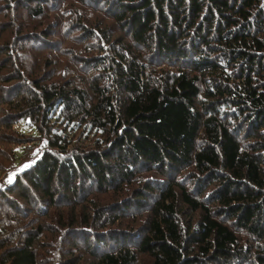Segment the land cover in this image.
<instances>
[{
	"label": "trees",
	"instance_id": "trees-1",
	"mask_svg": "<svg viewBox=\"0 0 264 264\" xmlns=\"http://www.w3.org/2000/svg\"><path fill=\"white\" fill-rule=\"evenodd\" d=\"M34 1H25L32 21L43 11ZM72 1L99 5L124 42L107 48L105 33L77 17L71 37L91 95L50 81L38 55L20 51L31 69L18 105L10 85L22 71L3 72L0 51V119L17 116L31 133L19 132L10 159L44 145L0 189L1 203L21 218L63 207L53 219L79 239L72 246L87 264H264V0ZM47 35L30 34L35 51ZM68 47L60 51L72 58ZM148 174L156 177L142 181ZM124 192L74 215L90 194ZM131 213L146 215L143 228L124 223ZM23 225L0 212V264H42V232ZM75 256L58 264H78Z\"/></svg>",
	"mask_w": 264,
	"mask_h": 264
},
{
	"label": "rangeland",
	"instance_id": "rangeland-1",
	"mask_svg": "<svg viewBox=\"0 0 264 264\" xmlns=\"http://www.w3.org/2000/svg\"><path fill=\"white\" fill-rule=\"evenodd\" d=\"M25 1L26 0H0V51L8 57L6 62H4L6 70L3 72L7 74L10 70L12 72L17 69L22 71L20 74L22 81L18 82L13 87L10 85V88H13L14 92L9 100L11 99L13 105H18L20 104V99H24V97H26L25 89L23 87L29 83L27 82L29 81L28 71L31 69V65L28 63V60L24 57V55H28L32 52L34 55H38L42 67L41 70L43 72L46 70L50 72V81L68 80L67 82L74 85L76 89H82L84 92L91 95L86 82L89 81L88 79H91L92 74L88 71H83L84 65H81L82 61L80 60H82L81 58L85 52L83 51V48L73 44L74 40H72L71 36H77L80 33L74 32V29H72V22L75 21L77 24V17H79L85 20V24L83 26H90V28L95 27L97 30L105 33V41L108 42L106 45L107 48L112 47L110 44L112 40H114L112 41V45H115L116 43L117 45L118 43L123 44L125 36L116 31L110 18L103 16L104 14L99 5H97V8L92 5L78 3L72 0H35L32 7L34 8V4L39 1V3H42L43 11L40 13L38 19L32 21L29 17V12L26 10L28 7H26ZM68 29L70 30L68 31ZM45 31L48 32L47 36H50L49 42H47L48 44L46 45V48L42 47L41 49L35 51L32 45L36 46L37 44L35 45L31 42L30 34L39 36L43 35ZM64 46H70L68 48L75 49V51L72 52V58L65 54L66 52L62 53L60 51L64 48ZM20 51L24 52L23 59L25 64L23 68L20 67V63L18 61L19 57H16L20 56ZM47 54L49 58L47 59L51 62L49 67L45 64L48 61L43 58V56H46ZM24 83L25 85H23ZM7 88V85H2V83H0V90L3 92V97L6 96L5 89L7 90ZM3 109L4 113H0V116L8 114V107H3ZM16 122H18L16 127L13 129L12 126L9 131L1 128L2 126H11ZM24 125L25 123L19 122L17 116L10 117L5 121L0 119V189L8 184L11 185L18 176L17 174L21 172V169L26 167L25 164L30 162V158L33 155H38L44 147V145H42L43 143H41L40 146L39 144L32 145L26 152L20 151V153L17 154L18 157L15 162L11 161L9 154L12 149H15L14 146L11 145L14 144L15 138H17L21 133H23L24 136H30L31 134L23 129ZM42 138L43 136L38 139L39 142ZM38 140L32 137L31 139L21 141V143L24 145L25 143H31ZM10 176L12 179L9 183L8 180ZM147 177H151L153 179L156 175H144L141 177V180L143 181ZM127 193L128 192H124V194L119 196L115 194L114 196L108 194L109 198L105 197L106 199L99 195L95 197L92 196L93 194H90L83 206H76L73 208L74 215H81V212L86 208L90 210L92 205L95 207L97 204L101 206L104 203H106V205H111L113 202L120 201L121 198L127 195ZM88 199L93 202H89ZM33 211V209H28V211H26L27 216L23 215L21 218L15 212H11V209L8 208L7 205L2 204L0 201V212H6L10 214V216H15L19 218L21 224H25L23 227H20V231L24 232L28 231V229L35 230V228L39 227L42 234L41 237L37 238L39 241H36L35 252L41 259L42 264H58L61 261L66 260L67 256L69 257L71 253L73 256L76 254L79 256L77 257L79 259L78 264L89 263L90 257L82 251V248L79 246L80 248L75 249V247L72 246V244H80V242L76 236L69 237L66 233L65 228L67 224L63 225L62 222L59 224L58 219H53V215L56 216L57 212L67 213L63 207L56 208V211L50 209L47 215L42 217L37 214L36 217H34L32 215ZM135 214L136 213H131V217L126 219L124 222L125 224H128V227L131 230H139L140 228H143L142 226L145 224L146 215L143 214L141 215L142 217L140 216L137 218L138 215L135 216ZM66 217L67 216H65V218ZM185 217L186 213H183L180 218H178L179 223L183 224V218ZM78 221H81V217L78 218ZM143 262L144 259L141 264Z\"/></svg>",
	"mask_w": 264,
	"mask_h": 264
},
{
	"label": "snow or ice",
	"instance_id": "snow-or-ice-1",
	"mask_svg": "<svg viewBox=\"0 0 264 264\" xmlns=\"http://www.w3.org/2000/svg\"><path fill=\"white\" fill-rule=\"evenodd\" d=\"M11 179H12V177L10 176V177H9V180H8L9 183L11 182Z\"/></svg>",
	"mask_w": 264,
	"mask_h": 264
}]
</instances>
